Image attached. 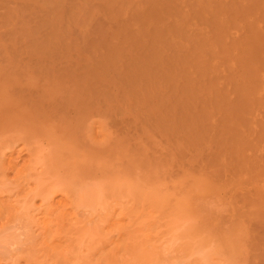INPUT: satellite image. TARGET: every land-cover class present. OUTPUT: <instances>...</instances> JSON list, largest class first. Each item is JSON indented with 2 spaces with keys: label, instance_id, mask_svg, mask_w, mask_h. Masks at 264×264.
<instances>
[{
  "label": "rangeland",
  "instance_id": "1",
  "mask_svg": "<svg viewBox=\"0 0 264 264\" xmlns=\"http://www.w3.org/2000/svg\"><path fill=\"white\" fill-rule=\"evenodd\" d=\"M42 48L106 66L149 128L171 118L201 133L203 153L145 206V246L163 243L172 210L178 247L192 243L178 261L264 264V0H0V62ZM189 176L206 187L183 199L173 187Z\"/></svg>",
  "mask_w": 264,
  "mask_h": 264
},
{
  "label": "bare ground",
  "instance_id": "2",
  "mask_svg": "<svg viewBox=\"0 0 264 264\" xmlns=\"http://www.w3.org/2000/svg\"><path fill=\"white\" fill-rule=\"evenodd\" d=\"M63 51L0 62V264H189L177 260L192 243L178 247L174 211L160 246H145L143 225L146 204L167 197L157 184L203 153L201 133L171 118L149 128L140 98L113 94L106 66ZM191 178L173 187L183 199L206 187Z\"/></svg>",
  "mask_w": 264,
  "mask_h": 264
}]
</instances>
